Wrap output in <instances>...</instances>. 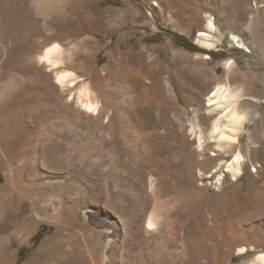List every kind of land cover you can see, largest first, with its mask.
<instances>
[{"label":"bare ground","instance_id":"6f19581e","mask_svg":"<svg viewBox=\"0 0 264 264\" xmlns=\"http://www.w3.org/2000/svg\"><path fill=\"white\" fill-rule=\"evenodd\" d=\"M103 1L19 0L32 28H12L0 14V74L11 75L21 84L30 82L31 87L30 103L19 107L32 111L30 129L23 121L14 132L22 133L25 141L30 133V146L42 147L30 152L26 167L22 165L23 141L12 134L0 135V165H9L6 181L0 186V264H14L16 252L10 250L14 239L28 242L42 223L54 226L58 237L47 238L35 257L22 264H131L130 252L138 242L153 245L151 258L158 260L164 258L162 247L170 251L175 241L168 238L162 246L159 233L181 217L176 203L166 199L175 191L178 170L183 190L198 187L200 179L214 178L210 184L223 192L226 178L238 182L240 174L249 175L248 185L264 186V161H255L251 154L254 141L248 136L245 148L240 143L245 122L259 114V98L245 84L218 81L204 94L192 91L198 106L187 127L167 115L160 126L150 104L166 93L173 102V88L153 72V63L141 73L136 71L144 62V46L121 45L130 24H138L140 6L131 0L104 6ZM147 2L160 15L172 19L177 13L166 0ZM190 14L202 22L198 45L215 48L219 42L215 17L207 11L202 16L196 10ZM180 17L181 22L190 19ZM125 27L129 29L122 38L106 51V61L97 65L98 52L108 44L98 35ZM230 38L237 47L248 50L238 35L231 33ZM16 47L20 54L14 56ZM234 65L232 59L225 61L229 69ZM23 71L26 76L20 74ZM114 78L119 81L120 94L115 96L118 118L110 114L107 89ZM92 84L100 86V98ZM143 102L146 105L139 116L133 120L124 117L126 104ZM38 107L44 111L34 115ZM78 126L102 155L92 166L74 155ZM254 132H259L257 124ZM247 162L252 166L249 171ZM26 202L27 210H21ZM225 204L217 214L207 204L197 206L199 237L214 239L215 220L227 211ZM253 208L246 205L248 221L230 226L218 247L209 248V259L200 256L199 246H193L197 261L192 264H236L233 258L237 254L248 255L240 264L264 262V253L249 254L256 249ZM79 214L85 218L77 225ZM190 225V221L177 225L181 233L175 242L182 245L181 264L190 258L184 247ZM134 251L139 254L141 250L137 246Z\"/></svg>","mask_w":264,"mask_h":264},{"label":"rangeland","instance_id":"374dc122","mask_svg":"<svg viewBox=\"0 0 264 264\" xmlns=\"http://www.w3.org/2000/svg\"><path fill=\"white\" fill-rule=\"evenodd\" d=\"M131 1L134 4H139L142 15L138 20V24H130V32L127 33L125 36L126 40L121 45L128 44L134 47H138L139 45L144 46L146 49L144 62L135 67L136 71L141 73L150 63H153V72L160 75L163 80L166 79L168 84L172 86L174 92L172 94L174 97L173 102H171L169 95L165 91L166 94L160 95L150 104V111L153 116L158 118L159 125H163L165 115H167L179 121L184 127H187L186 124H188L189 119L193 116V109H196L198 106L197 100L192 98V91L194 93L204 94L207 88L218 81L222 83L230 82L233 85L245 84L248 87L247 90L259 98L257 101L259 114L256 115L255 119L245 122L246 126L240 135V143L245 148L249 139L248 136H250L256 145L252 149V157L255 161H264V0H204L203 2L193 0H166L174 8L175 12H177L172 19L166 15L158 14L147 0ZM120 2L121 0H104L102 3L104 6H109L112 4L120 5ZM0 9V14L4 16L5 21L9 23L10 27L16 29L21 27H34L33 22L27 18L22 10L23 8L19 4V0H0ZM189 10L191 12L196 10L200 16L207 11L215 17L214 22L217 27L215 36L219 38V42L215 48L205 49L198 45L196 37L198 31L202 28V22L192 18ZM149 12H151L153 17ZM180 16L189 17L190 19L181 22L180 20L182 19ZM127 29L129 27L111 30L107 35H98L102 43L108 44L107 47L100 49L98 52L97 65H101L106 61V51L116 45L117 41L122 38V33ZM231 33L238 35L248 50L237 47L235 42L233 43L230 38ZM13 53L14 56L20 54V49L16 47ZM198 53H207L210 57L202 58ZM229 59L235 62V65L230 69L225 66V61ZM21 73L23 76L27 75V71L26 73L25 71ZM122 80H126V78L124 77ZM115 81V78L112 79L107 89H109L108 94L110 96V114L114 118H118L119 115L121 117V114L116 113L118 100L115 96L120 94V91L116 84L119 81ZM0 83H3V85H0V135L12 134L17 139H21V142L23 141V147L21 149L25 153L22 156V165L27 167L26 160L30 157V152L42 150V147L33 148L30 146V133L28 140L25 141L22 133L14 132L15 127L23 121L29 123L30 129V113L32 111L29 108H20L19 110L20 106H25L30 103V82L21 84L13 81L11 75L0 74ZM91 88L97 93V97L100 98L97 92L100 86L92 84ZM145 105L144 102L140 104H126L123 110L124 117L126 116V119L133 120L136 116L140 115V111L145 108ZM35 111V113L33 111V114L38 115L44 111V108L38 107ZM255 124L259 127L257 134L254 132ZM131 125L133 126V124ZM81 128V126H78L76 131L78 137L74 155L76 158L87 160L88 164L92 166L101 160L102 155L99 154L100 151L97 145H94L95 142H93V139L84 135L80 131ZM247 131L251 135L246 134ZM11 159L14 161L13 158ZM246 164H248L246 165L248 171L252 169L250 162ZM203 166L210 168L209 164ZM8 169V164L0 165V186L6 181L5 173ZM239 178V181L235 182L231 181L230 177H227V180L224 181L223 192H220L215 186L210 184V181L214 180V178L200 179L198 181V187L192 190H183L179 185L181 179L178 170L176 172L175 191H172L166 199H171L176 203L181 217L174 220L177 223L172 222L173 225L170 229L163 228L161 230V234L159 233L160 244L164 246L168 238L177 242V236L181 233L177 225L183 221H190L191 228L189 234L186 235L189 239L185 242L186 244L184 243L185 252L190 255V260L188 259L189 262L187 264H192L197 261V257L192 256V247L196 245L200 248V256L209 259V248L211 246L218 247V243L223 240L230 226L232 227L237 221L242 223L248 221L249 213L245 211V207L250 203L254 207L253 218L256 223L254 229L256 237L254 244L256 249L249 251V254L252 257L257 252L264 253V186L248 185V174H240ZM223 202L224 204L226 203L225 205L228 209L224 215H217L216 217L215 223L217 226L215 227L216 234L214 239L207 241L199 237L198 226L195 223L197 206L202 203L207 204L210 210L217 214L218 208ZM28 206L29 203L26 202L23 208L21 207V210H27ZM84 218L85 216L83 214H79V219L76 224H80ZM52 237H58L54 226L42 223L28 242L23 244L14 239L10 249L16 252L14 264H22L24 261L35 257L37 252L40 251L42 243L47 238ZM175 241L170 251L162 247L161 254L164 258L158 260L151 258L152 252L154 251L153 245L146 244V242H138V245L135 244L133 248L135 250L138 246L141 251H139V254H136L134 250L130 252V263L181 264L183 262L180 256L182 253L179 252L181 250V244ZM238 243L243 244L242 242ZM76 253L79 252L76 251ZM79 254L84 256L82 252ZM246 258L248 259L247 254H237L234 256L233 262L240 264L246 261ZM258 264H264V262H259Z\"/></svg>","mask_w":264,"mask_h":264}]
</instances>
